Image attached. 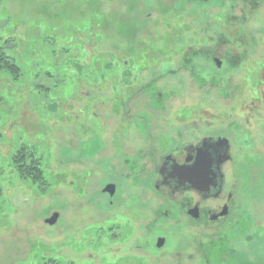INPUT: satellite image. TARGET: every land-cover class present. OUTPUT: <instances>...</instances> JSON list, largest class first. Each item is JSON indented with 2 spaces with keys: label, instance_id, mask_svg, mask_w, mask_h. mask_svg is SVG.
<instances>
[{
  "label": "rangeland",
  "instance_id": "1",
  "mask_svg": "<svg viewBox=\"0 0 264 264\" xmlns=\"http://www.w3.org/2000/svg\"><path fill=\"white\" fill-rule=\"evenodd\" d=\"M218 4L247 18L249 63L242 70L228 63L223 72L200 56L191 75L178 64L191 47L185 38L197 31V2L0 0V34L22 70L19 79L0 71V264H148L170 250L178 263H154L264 264V12L248 17L243 0ZM103 60L111 70L95 65ZM147 84L152 96L138 93ZM159 93L213 119H243L227 170L231 213L222 222L182 219L151 187L127 189L132 199L104 193V184L121 180V155L136 143L117 136L119 117L150 109L161 132L168 110L160 102L146 107ZM254 102L259 108L246 123L243 112ZM21 146L42 159L46 186L18 178L13 158Z\"/></svg>",
  "mask_w": 264,
  "mask_h": 264
},
{
  "label": "flooded vegetation",
  "instance_id": "2",
  "mask_svg": "<svg viewBox=\"0 0 264 264\" xmlns=\"http://www.w3.org/2000/svg\"><path fill=\"white\" fill-rule=\"evenodd\" d=\"M188 1L199 4L196 15L198 26L194 35L185 38L187 41L190 40L191 47L179 57L178 70L183 74L195 75L200 56L210 59L209 64L216 71L228 70V63L231 65V62L242 70L249 63L251 53L248 38L244 36L247 18H244L242 11H238L241 14H236L235 7L220 5L218 0ZM243 1L248 8V17L251 16L252 10L256 14L264 12V0ZM236 28L240 30L238 35L234 30ZM242 32H244L243 38ZM236 48L242 49L238 56L234 53ZM176 55H170L171 62L166 65L169 69L173 68L171 64L176 59ZM247 71L250 73L251 69ZM153 90L154 86L147 84L140 88L138 93L146 92L147 94L144 95L152 96ZM169 97L170 93L167 95L159 93L155 101L151 99L146 102L147 108L155 109L156 103L160 102L168 110L169 116L160 120V124L163 125L161 132H155L158 120L149 116L150 109H146L145 116L119 117L120 134L117 136L122 141L131 140L136 143L130 145L134 149L121 155L119 161L121 164L119 173L123 174L121 180L109 181L103 185V189L114 186L116 196L122 198L127 193L132 199L133 195L128 193L127 189L139 190L145 186L151 187L175 204L182 219L190 218L204 223L206 215L210 224L222 222L231 213L234 193L233 190H227L229 185L227 170L234 162L236 126L243 123V119L241 116L235 117V113H232L228 122L222 118L213 119L207 110L199 111L194 105L191 107ZM253 104V106L248 105V110L243 112L244 119L248 121H244L246 123L250 122L256 109L259 108L256 102ZM159 107H162V104ZM172 109H176V112ZM105 163L106 165L103 166L106 170L107 162ZM194 166L198 179L194 184H197V187H194L192 182L185 181L183 174L182 176L178 174V171L193 169ZM205 167L207 173L204 171ZM204 179H206L205 184ZM204 186L209 188L208 191H203ZM143 191L144 197L147 193L151 194L149 190ZM226 210L227 215L221 216ZM170 215V212H166V216ZM201 230L199 229L198 233ZM165 247L166 244L162 248L157 245L158 250ZM176 255V251L172 250L153 255L148 264H155L154 262L166 258H173L172 261L178 263V260L175 261ZM93 257L96 258L95 255L90 256L94 260Z\"/></svg>",
  "mask_w": 264,
  "mask_h": 264
},
{
  "label": "trees",
  "instance_id": "3",
  "mask_svg": "<svg viewBox=\"0 0 264 264\" xmlns=\"http://www.w3.org/2000/svg\"><path fill=\"white\" fill-rule=\"evenodd\" d=\"M12 40H14V38ZM8 45H10V40L5 41L0 34V71L10 74L15 79H19L20 77H22V70L17 64L14 54L8 50ZM109 64L110 63L108 61L104 62L103 60L102 63L100 62V64L95 65L101 68V70H103L104 72L105 70L112 69ZM17 152L18 153L14 155L13 162L18 173V178L22 181H27L34 185L37 184L40 187L46 186L47 182L45 181V178H47V175L46 171L43 169L42 159L35 154L33 149L31 151H28V149H25L24 146H21V148ZM2 194L3 189L0 184V197L2 196ZM39 264L61 263L56 260H48Z\"/></svg>",
  "mask_w": 264,
  "mask_h": 264
},
{
  "label": "water",
  "instance_id": "4",
  "mask_svg": "<svg viewBox=\"0 0 264 264\" xmlns=\"http://www.w3.org/2000/svg\"><path fill=\"white\" fill-rule=\"evenodd\" d=\"M205 1H208V0H205ZM183 170H184V169H183ZM204 171H205V173H207L206 167H205ZM178 172H179L178 174H179L180 176H182V174H183V178H184V180L187 181V182H192V183L194 184L195 181L198 180V179H197V176H196V166H194L193 169H189V170H186V171H178ZM197 173H198V172H197ZM205 181H206V179H204V184H205ZM196 185H197V184H194V187H197ZM208 189H209V188H207L206 186H204L203 191H208ZM105 192H106V193H110L111 195H114V194H115V188H114V186H108V187L105 189ZM227 213H228V212H227V210H226L225 212H223V213L221 214V216H225V215H227ZM58 218H59V215L56 214L52 219L48 220L47 223L53 225V224L56 223V221H57ZM165 243H166V240H165L164 238H160V239L158 240V244H157V245H158L159 248H162V247L165 245Z\"/></svg>",
  "mask_w": 264,
  "mask_h": 264
}]
</instances>
